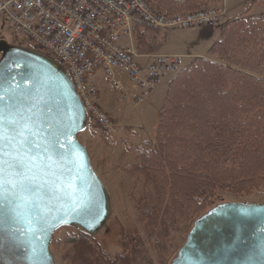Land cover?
I'll list each match as a JSON object with an SVG mask.
<instances>
[{
    "label": "trees",
    "instance_id": "16d2710c",
    "mask_svg": "<svg viewBox=\"0 0 264 264\" xmlns=\"http://www.w3.org/2000/svg\"><path fill=\"white\" fill-rule=\"evenodd\" d=\"M170 14L196 10L218 0H155ZM159 27L137 24L139 52H155ZM211 38L214 27L200 29ZM106 141V137H103ZM143 187L138 218L150 239L159 237L160 264H167L171 231L191 226L217 202L219 192L249 194L264 186V17L229 22L209 50L169 83L156 136L136 148ZM58 244L71 264H156L139 233L121 229V251L110 255L79 227ZM161 240V241H160ZM52 239L51 243H54Z\"/></svg>",
    "mask_w": 264,
    "mask_h": 264
},
{
    "label": "water",
    "instance_id": "95a60500",
    "mask_svg": "<svg viewBox=\"0 0 264 264\" xmlns=\"http://www.w3.org/2000/svg\"><path fill=\"white\" fill-rule=\"evenodd\" d=\"M0 59V264H56L54 233L94 234L108 198L79 139L86 109L65 69L6 47ZM171 264H264V203L222 202L197 218Z\"/></svg>",
    "mask_w": 264,
    "mask_h": 264
},
{
    "label": "built area",
    "instance_id": "2783aa9c",
    "mask_svg": "<svg viewBox=\"0 0 264 264\" xmlns=\"http://www.w3.org/2000/svg\"><path fill=\"white\" fill-rule=\"evenodd\" d=\"M229 1L169 14L154 11L151 0H0V23L7 21L42 55L53 57L70 76L87 116L113 132L115 124L99 103L100 79L126 100L140 104L184 62L180 54L139 52L134 27L212 26L227 13Z\"/></svg>",
    "mask_w": 264,
    "mask_h": 264
},
{
    "label": "rangeland",
    "instance_id": "374dc122",
    "mask_svg": "<svg viewBox=\"0 0 264 264\" xmlns=\"http://www.w3.org/2000/svg\"><path fill=\"white\" fill-rule=\"evenodd\" d=\"M177 1L179 2L181 0ZM219 3L220 0L209 3L199 9L216 6ZM155 4L156 1L151 0L152 9L154 11H160L156 8ZM192 11H179L173 14ZM250 11H252L251 14L249 13ZM163 12L169 13L166 10H163ZM242 12L248 15H240ZM251 16L264 17V0H250L247 2L243 1V3L237 0H230L228 2L227 13L220 20L215 36H219L220 26L224 25L225 27L229 22L239 17ZM212 26H216V24ZM206 27L210 26L202 28ZM198 29L199 28H161L162 33L159 35V40L164 34H167L165 42L162 45L163 49L160 51L161 47L157 51L149 53L183 55L184 62L179 70L180 72L188 68L195 59L199 58L193 56L191 58L187 54L201 52L206 54L207 46L210 44V41H206V39L201 36L200 30ZM6 47H19L41 53L35 48L27 36L17 32L7 21L3 20L0 23V59L3 55L2 50ZM46 57L57 62L53 57ZM189 61L191 62L186 67ZM178 73L170 75V77L173 76L174 78ZM98 89L100 106L112 118L115 124V131L109 132L102 129L93 118L87 116L86 127L78 134L79 141L85 145L88 150L92 165L103 182L108 198V219L102 229L92 234L94 238L93 242L97 247L108 252L110 255H114L122 250L119 245L121 229L129 231L133 235L139 233L146 240L147 246L156 264H160L157 249L159 237H154L153 239L149 238L146 229L138 218L136 209V200L139 198L143 187V173L141 170H133L132 166L138 163L136 148L140 146L144 140L153 141L155 139L164 99L157 96L151 97L150 95L142 103L134 104L126 100L121 93H116L111 90L108 83L102 79L98 82ZM150 99H152V101H150ZM104 136L107 139L106 141L103 138ZM232 201L264 203V186L249 194L235 195L228 192L218 193V203ZM193 224L189 226L187 221H183L179 223L175 229H172L169 252L165 255L168 261L167 264H171V261L177 255L179 249L185 243ZM79 230V227L76 225H68L59 228L54 233L53 238L55 242L50 244V250L56 264H71V262L64 257L67 247L63 244H58L57 240H62L68 233H76Z\"/></svg>",
    "mask_w": 264,
    "mask_h": 264
},
{
    "label": "crops",
    "instance_id": "0c3cea01",
    "mask_svg": "<svg viewBox=\"0 0 264 264\" xmlns=\"http://www.w3.org/2000/svg\"><path fill=\"white\" fill-rule=\"evenodd\" d=\"M252 11H250L249 13L251 14ZM230 13V12H229ZM243 14L240 13V15ZM243 15H248V14H243ZM254 16V15H253ZM219 25V23L216 24V26H213L214 27V33L212 35L211 38H208L206 39V41H210V44H208V48H207V51H206V54L201 52V53H196V54H187L189 55L191 58L192 56L193 57H206L209 55V50L210 48L212 47V45L217 42L221 36V32L223 31V28H224V25L223 26H220V29H219V36H215L217 34V26ZM200 30V28L198 29ZM163 47L161 48L160 51H162ZM191 61L188 62V64L186 65V67L190 64ZM173 76H167L163 79L162 83L153 91V93L151 94V97L152 96H157V97H162V99L165 100L166 98V95H167V90H168V86H169V83L170 81L172 80ZM150 97V98H151ZM164 100L162 103H164ZM150 101H152V99H150Z\"/></svg>",
    "mask_w": 264,
    "mask_h": 264
},
{
    "label": "snow or ice",
    "instance_id": "6c2138e0",
    "mask_svg": "<svg viewBox=\"0 0 264 264\" xmlns=\"http://www.w3.org/2000/svg\"><path fill=\"white\" fill-rule=\"evenodd\" d=\"M0 186H2V185H0Z\"/></svg>",
    "mask_w": 264,
    "mask_h": 264
}]
</instances>
